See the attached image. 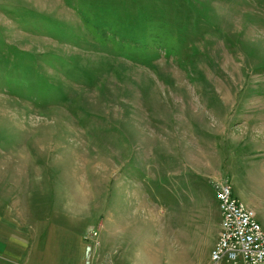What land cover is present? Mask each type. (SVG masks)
<instances>
[{
	"label": "rangeland",
	"instance_id": "rangeland-1",
	"mask_svg": "<svg viewBox=\"0 0 264 264\" xmlns=\"http://www.w3.org/2000/svg\"><path fill=\"white\" fill-rule=\"evenodd\" d=\"M222 180L264 226V0H0V202L85 197L95 264H212Z\"/></svg>",
	"mask_w": 264,
	"mask_h": 264
},
{
	"label": "crops",
	"instance_id": "crops-1",
	"mask_svg": "<svg viewBox=\"0 0 264 264\" xmlns=\"http://www.w3.org/2000/svg\"><path fill=\"white\" fill-rule=\"evenodd\" d=\"M77 196L78 193L65 194L60 204L50 205V211L43 205L28 203L27 206L23 201L12 202L8 198L7 202H0V264H95V244L86 232L92 229L97 216L93 209L76 208L86 201L85 197ZM137 205L134 222L150 223L144 212L151 210V204L143 208L141 201ZM111 216L108 213L105 217L109 224H112ZM220 220L213 234V246L219 235ZM104 229L100 232L101 249L109 252L105 258L111 259L117 249L109 246L108 239L117 241L120 232L104 233Z\"/></svg>",
	"mask_w": 264,
	"mask_h": 264
},
{
	"label": "built area",
	"instance_id": "built-area-1",
	"mask_svg": "<svg viewBox=\"0 0 264 264\" xmlns=\"http://www.w3.org/2000/svg\"><path fill=\"white\" fill-rule=\"evenodd\" d=\"M221 220L211 249L212 264H264V226L227 180L214 186ZM96 235V232L93 233Z\"/></svg>",
	"mask_w": 264,
	"mask_h": 264
}]
</instances>
